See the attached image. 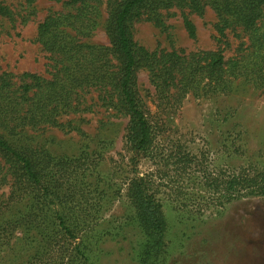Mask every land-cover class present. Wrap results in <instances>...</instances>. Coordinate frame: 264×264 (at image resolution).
<instances>
[{
    "label": "trees",
    "instance_id": "16d2710c",
    "mask_svg": "<svg viewBox=\"0 0 264 264\" xmlns=\"http://www.w3.org/2000/svg\"><path fill=\"white\" fill-rule=\"evenodd\" d=\"M55 1H63L75 12L50 13L36 26L34 41L50 63L47 76L24 72L16 82L11 72H0V180L8 181V194L0 200V209L23 204L3 222V239L17 227L39 233L38 249L22 264H88L90 244L99 238L95 226L104 199L120 192L111 183H100L97 162L88 152L57 158L44 150L35 154L28 147H15L6 136L22 127L67 125L76 129L70 121L61 123L58 118L98 105L112 116L127 119L125 147L141 153L155 167L141 175L135 172L127 182L125 223L138 230L130 246L137 263L166 264L170 225L160 194L178 200L188 169L203 168L193 158L195 154L177 142L164 145L160 136L188 94L227 93L236 81L264 93V0H105L108 45L89 44L76 37L88 33L90 17L101 0ZM24 2L30 6L34 0ZM205 7L216 18L217 49L150 50L133 37L135 19L143 16L164 29L165 16L175 11L180 12L187 35L195 37L188 13L201 14ZM0 17L13 21L14 12L0 3ZM228 33L238 44L225 57ZM139 70L148 72L153 111L141 94ZM233 174L217 176L201 170L197 175L206 191L217 195L213 199L219 206L244 195H264V172ZM167 177L172 178L171 184ZM172 183L174 189L162 187ZM27 195L30 197L24 202Z\"/></svg>",
    "mask_w": 264,
    "mask_h": 264
},
{
    "label": "rangeland",
    "instance_id": "374dc122",
    "mask_svg": "<svg viewBox=\"0 0 264 264\" xmlns=\"http://www.w3.org/2000/svg\"><path fill=\"white\" fill-rule=\"evenodd\" d=\"M104 1L101 0L90 17L93 21L87 28L88 33L76 35L80 41L108 45ZM0 3L14 12L13 21L0 17V72H11L16 82L24 72L47 76L50 63L34 41L36 26L50 13L75 11L63 1L55 0H34L30 6L24 0H0ZM175 12L165 16L164 29L143 16L135 19L132 22L134 39L150 50L194 52L218 48L214 30L216 18L210 8L205 7L201 14L188 13L195 26V37L187 35L180 12ZM67 30L75 34L72 29ZM228 34L225 57L231 55L238 44L237 38ZM137 77L145 104L153 111V88L148 72L139 70ZM58 120L70 121L76 129L67 125L22 127L6 137L15 147H28L35 154L44 150L57 158L88 152L89 157L95 158L100 183H111L113 190L120 193L104 199L95 226L99 238L95 244H90L88 264H138L130 250L138 230L125 223L126 187L135 172L141 175L155 167L147 157L125 147V117L112 116L105 108L93 105L89 111L62 115ZM160 138L168 147L177 142L186 152L195 154L193 158L203 168L188 169L180 183L183 195L178 200L160 194L170 225L166 264H264V195H244L219 206L213 199L217 195L207 192L201 175H197L201 170L217 176L232 173L253 176L264 172V93L251 84L236 81L227 93L198 97L188 94L166 123ZM191 171L192 176L188 175ZM167 179L171 184L172 178ZM162 187L174 189L175 185L163 184ZM7 194L8 181L0 180V200ZM29 197L27 195L24 202ZM21 207L20 203L3 205L0 229ZM40 240L34 230L28 233L17 227L5 241L0 230V264L27 262L38 249Z\"/></svg>",
    "mask_w": 264,
    "mask_h": 264
}]
</instances>
